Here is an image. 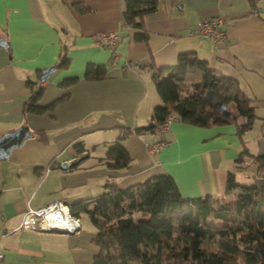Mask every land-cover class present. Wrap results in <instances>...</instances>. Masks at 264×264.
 Wrapping results in <instances>:
<instances>
[{
  "label": "crops",
  "instance_id": "obj_1",
  "mask_svg": "<svg viewBox=\"0 0 264 264\" xmlns=\"http://www.w3.org/2000/svg\"><path fill=\"white\" fill-rule=\"evenodd\" d=\"M76 3L89 10L80 11ZM125 9V0H0V136L28 125L49 138L45 143L32 135L0 158V264H93L100 249L87 216L78 217L81 228L74 234L20 226L29 208L90 199L108 180L127 187L169 174L186 198L223 197L230 171L240 184H264L257 176L264 163V0L256 7L249 0H158V9L144 16L147 43L123 27ZM217 17L225 19L219 45L193 32L200 19ZM109 32L119 36L115 54L97 40ZM65 46L70 65L41 81L38 71L55 65ZM184 52H195L214 71L239 81L255 110L251 128L239 134L235 123L197 126L174 118L167 130L125 139L127 168L99 163L124 128L149 125L154 107L164 103L150 54L158 67H167ZM126 61L139 66L127 67ZM90 63L106 65L107 76L86 79ZM73 77L78 82L61 86ZM29 82L44 88L41 105L69 96L52 112L24 115ZM79 141L83 153L75 148ZM157 142L162 145L149 151ZM245 147L250 154L237 162ZM65 162L71 164L63 167Z\"/></svg>",
  "mask_w": 264,
  "mask_h": 264
},
{
  "label": "trees",
  "instance_id": "obj_2",
  "mask_svg": "<svg viewBox=\"0 0 264 264\" xmlns=\"http://www.w3.org/2000/svg\"><path fill=\"white\" fill-rule=\"evenodd\" d=\"M125 1L124 24L134 32L136 41L147 43L144 16L158 9V0ZM258 1L249 0L253 7ZM74 6L89 10L80 3ZM70 62L65 46L54 66L67 68ZM150 68L164 103L154 107L149 125L124 128L99 163L112 169L127 168L131 157L125 139L132 133L155 132L170 115L197 126L235 123L239 134L251 128L255 110L239 81L214 71L195 52L181 53L177 62L167 67H158L150 54ZM106 76V65L88 64L86 79ZM78 80L67 78L61 86L70 87ZM29 86L31 95L24 115L52 112L69 96L41 105L44 88L37 89L33 82ZM33 135L48 143L45 130H35ZM75 148L78 153L85 152L81 141ZM245 154H250L246 147L237 162ZM260 165L257 176L264 177V163L260 161ZM70 208L76 217L87 216L97 229L92 242L100 250L93 264H264V184H240L234 171L228 173L223 197L186 198L171 175L160 174L127 187L108 180L102 193Z\"/></svg>",
  "mask_w": 264,
  "mask_h": 264
},
{
  "label": "built area",
  "instance_id": "obj_3",
  "mask_svg": "<svg viewBox=\"0 0 264 264\" xmlns=\"http://www.w3.org/2000/svg\"><path fill=\"white\" fill-rule=\"evenodd\" d=\"M224 18H202L197 24L194 33L199 34L206 38H211L214 40L216 45H219L224 41L226 34L223 29ZM125 29H129V26L125 24L123 26ZM97 40L103 45L109 47L113 54H115V48L119 41L118 33L109 32L102 33L97 36ZM139 66L137 62L130 63L125 62V66ZM174 116H168L164 121H162L156 128L155 132L160 133L167 130ZM162 143H154L148 145L149 151L158 149ZM22 229H37L41 231L46 230H57L65 231L68 233H77L81 228V222L78 217L72 214L70 205L63 200L53 201L43 207L29 208L23 215L21 226ZM4 258V253L0 251V261Z\"/></svg>",
  "mask_w": 264,
  "mask_h": 264
},
{
  "label": "water",
  "instance_id": "obj_4",
  "mask_svg": "<svg viewBox=\"0 0 264 264\" xmlns=\"http://www.w3.org/2000/svg\"><path fill=\"white\" fill-rule=\"evenodd\" d=\"M56 66H50L42 70L40 80L45 81L55 72ZM33 133L28 125H22L19 128L6 132L0 136V158H8L12 149L19 147L23 142L31 137ZM70 162H65L62 166L66 167Z\"/></svg>",
  "mask_w": 264,
  "mask_h": 264
}]
</instances>
